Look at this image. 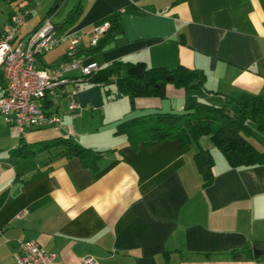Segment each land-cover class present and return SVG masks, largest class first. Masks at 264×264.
<instances>
[{"label": "crops", "instance_id": "crops-1", "mask_svg": "<svg viewBox=\"0 0 264 264\" xmlns=\"http://www.w3.org/2000/svg\"><path fill=\"white\" fill-rule=\"evenodd\" d=\"M11 1L0 0V32L15 10ZM18 1V7L32 2ZM44 1L55 3L30 30L46 15L58 14L59 20L51 21L60 23L77 4L78 18L65 31L86 33L120 11L121 42L95 56L79 53L85 61L101 66L117 60L182 65L203 71L209 90L264 98V0ZM129 3L140 13L124 11ZM63 44L51 62L45 59L50 51L42 62L59 63ZM86 45L87 36L79 51ZM200 95L203 101L222 102L219 94ZM174 96L176 104L169 106L176 109L167 111H180L184 92L172 84L161 98L135 97L132 110L142 109L135 115L162 110V100ZM119 120L110 121L116 125ZM63 126L62 117L59 129H29L20 138L33 144L71 136L61 133ZM253 132L254 145L263 150L264 134ZM121 135L113 132L89 143L107 150L96 171L82 166L77 157H55L47 151V160L34 164L36 155L9 153L18 138L0 118V194L7 196L0 207V264H12L23 239L54 252L61 264H76L84 256L97 264H264V163L231 167L208 137L184 147L164 140L134 150ZM199 147L209 150L214 160L213 180L205 187L193 161Z\"/></svg>", "mask_w": 264, "mask_h": 264}, {"label": "trees", "instance_id": "trees-1", "mask_svg": "<svg viewBox=\"0 0 264 264\" xmlns=\"http://www.w3.org/2000/svg\"><path fill=\"white\" fill-rule=\"evenodd\" d=\"M58 4L62 1L58 0ZM124 11L140 13L137 6L129 3ZM80 13V5L71 8L60 23H55L59 33L67 30ZM106 21L107 29L95 46H84L79 53L98 55L111 45L121 42L122 26L120 11H114L97 23ZM87 84L99 85L106 95L135 97H163L167 84L182 88L183 107L180 111H154L119 120L116 134H124L129 145L137 150L164 140H175L181 147L198 143L201 137H208L214 147L224 156L231 167L264 163V149H258L252 139L254 132L248 121L256 123L257 131L264 134V98L258 94L242 92L236 97L209 90L204 85L205 75L199 69L182 65L175 67L148 66L143 61L117 60L85 78ZM222 96V102L215 104L199 98L201 93ZM51 152L55 157H77L82 166L96 171L98 161L107 150L84 146L72 136H58L33 144H25L22 138L10 150L11 155L35 156L40 152ZM193 161L201 175L202 187L213 180V157L209 150L199 147L193 154ZM0 194V207L6 201Z\"/></svg>", "mask_w": 264, "mask_h": 264}, {"label": "built area", "instance_id": "built-area-1", "mask_svg": "<svg viewBox=\"0 0 264 264\" xmlns=\"http://www.w3.org/2000/svg\"><path fill=\"white\" fill-rule=\"evenodd\" d=\"M25 3L13 10L0 32V71L2 89L0 118L18 139L24 131L62 127L63 100L69 113L82 107L77 99L84 89L93 86L85 78L97 72L101 65L85 61L78 47L87 36V45L95 46L108 27L103 21L83 33L68 30L59 33L46 15L38 26L25 34L19 29L29 15ZM65 42L66 50L57 64H44L42 57ZM64 127V126H63ZM66 127V126H65ZM54 252L45 251L35 240L18 242L12 264H61ZM76 264H97L92 256H84Z\"/></svg>", "mask_w": 264, "mask_h": 264}, {"label": "rangeland", "instance_id": "rangeland-1", "mask_svg": "<svg viewBox=\"0 0 264 264\" xmlns=\"http://www.w3.org/2000/svg\"><path fill=\"white\" fill-rule=\"evenodd\" d=\"M61 1V0H60ZM12 6L15 7V10L18 9L17 3L18 0H12ZM57 2V1H56ZM44 0H32L30 5H27L26 8L29 10L30 15L25 18L24 24L20 27L19 32L20 34H24L28 32L31 28V25L35 23L39 18L44 16L47 12L48 7H52L55 1L50 2ZM61 8V7H60ZM58 8V10L60 9ZM52 21L59 20L58 14L57 15H50ZM64 49V44L61 43L57 47H55L52 51L46 54L45 59L49 62L54 56L57 55ZM179 88V87H176ZM111 94L106 95L104 90H102V105L100 107H94L90 103H87L83 106L79 111L76 113L70 114L67 110V102L63 100V111L61 113L63 117V123L66 127L62 128L61 133L63 135L71 134L72 137L79 139L85 146H88L90 142L98 137H110L115 131V123H113V118L121 117V119H125L128 117L134 116L138 111H142V109H134L136 112H132L134 108L133 102L130 100L128 96H119L115 97L113 92V88H111ZM175 98H170V101H163L162 110L150 109V110H143V114L154 112V111H167L168 109H176L174 106L170 107L169 102L172 104H176V96ZM201 98V95H199ZM218 104V102H213ZM167 105V106H165ZM145 111V112H144ZM123 117V118H122ZM264 119V118H263ZM248 125L251 130L256 129V123L253 121H248ZM123 138L126 139L125 135H121ZM217 150V149H216ZM49 154L47 152L40 153L36 155L33 159L34 164L44 163L47 160V156ZM38 162V163H37Z\"/></svg>", "mask_w": 264, "mask_h": 264}, {"label": "water", "instance_id": "water-1", "mask_svg": "<svg viewBox=\"0 0 264 264\" xmlns=\"http://www.w3.org/2000/svg\"><path fill=\"white\" fill-rule=\"evenodd\" d=\"M77 99L81 107L85 106L87 103H90L94 107H100L102 105L101 87L99 85L90 86L81 91L78 94Z\"/></svg>", "mask_w": 264, "mask_h": 264}]
</instances>
